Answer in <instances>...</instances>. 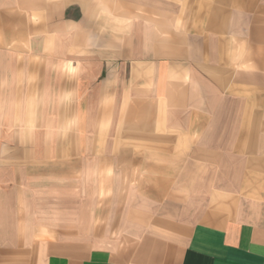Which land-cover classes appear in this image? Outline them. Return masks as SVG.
<instances>
[{
  "label": "crops",
  "instance_id": "crops-1",
  "mask_svg": "<svg viewBox=\"0 0 264 264\" xmlns=\"http://www.w3.org/2000/svg\"><path fill=\"white\" fill-rule=\"evenodd\" d=\"M72 1L0 0V11L19 21L7 37L14 48L0 50V264H264V0H112V17L100 22L111 32L90 27V13L82 27L68 23L76 33L65 40L70 43L62 56L40 49V39H56L38 34L51 23L39 20L57 18ZM80 3L85 8L87 0ZM182 26L188 27L183 37ZM87 27L93 36L102 31L115 50L118 41L111 39L119 31L127 35V50L104 55L111 63L105 82L94 87L95 105L114 104L122 57L131 77L126 89L134 93L125 103L143 106L146 121L159 124L145 135L161 139L174 129L176 139H212L200 151L223 171L222 182L213 176L216 182L207 184L222 193L209 192L200 213L185 209L189 222L182 210L150 206L164 200L161 174L153 181L158 194H144L142 206L135 208L127 196V208L120 210L114 201L116 209L105 216L110 226L102 224L101 213H88L80 188L85 179L71 178L72 168L81 174L86 162L72 163L71 146L52 140L55 105H70L72 89L79 90V99L87 89L86 77L77 84L65 79L86 72L81 58L87 56L80 53L87 50L74 53L70 44L81 42L78 30L84 28L86 36ZM26 39L29 50L21 48ZM56 73L64 76L62 83ZM79 132V139L86 138ZM81 146L80 157L87 152ZM195 181L199 185L192 173L190 184Z\"/></svg>",
  "mask_w": 264,
  "mask_h": 264
},
{
  "label": "rangeland",
  "instance_id": "rangeland-1",
  "mask_svg": "<svg viewBox=\"0 0 264 264\" xmlns=\"http://www.w3.org/2000/svg\"><path fill=\"white\" fill-rule=\"evenodd\" d=\"M112 5V0H87V5L84 8L80 0H73L71 4L62 9L61 15L57 18L39 20V22L48 21L51 23L39 27L38 34H53L55 35L54 40L56 39L53 44L50 40L40 39L39 48L46 51L56 50L62 56L61 52L64 46L70 43V41L65 40H71L70 36L76 33L68 23H76L82 27L84 19L90 13L93 19L90 27L95 24L94 27L111 32L110 27L102 26L100 22L104 17H112ZM125 11V6L120 5L119 13H125ZM183 12L185 16L186 11ZM9 13V11L0 13L2 16L0 18V40L3 41V43L0 42L2 44L0 50L14 48L7 44V37L14 34L15 23L19 21L15 20L17 18L14 16H9ZM138 13L142 16L139 10ZM155 18L157 17H152L153 20H157ZM87 28L86 36L84 28L78 30L81 42L77 41L70 44L71 47L76 46V50H72L74 53H79V48L87 50L85 54L80 53V55L87 56V58H81L82 66L85 65L86 72L83 75L72 72L68 76L65 75V79L70 76L69 81L76 84L80 78L86 77V81H82V83H85L87 89L80 91V99L78 96L79 90L72 89L70 105H55L53 124L56 134L55 138L51 139L55 142V146H71L70 160L72 163L79 162V158L81 163L86 162V170H81V174L78 168L76 170L72 168L71 178L73 181L74 178L81 177L83 183L85 179V185L80 188L81 193L86 194L88 213L91 212L94 215L96 212L97 214L101 213V215H104L102 224L110 226L111 217L106 218L105 216L110 215V211L116 209L114 201L119 202L120 210L127 208V202H125L127 196H130L132 206L135 208L142 206V196L144 194H158L159 187L153 184V181L161 174L166 177V186L160 187L161 194H164V200L161 203L150 202V206L152 209H156L159 205L166 208L167 211L168 209L172 211L182 210L184 223L189 222L192 218L185 215V209H193L200 213L202 207L206 204V195L208 197L209 192L214 193V195L217 192L218 194L222 193V187L207 185L208 182H216L213 176H217L219 179L223 172L220 169H214L213 164L207 160L208 154L202 153L208 149L210 146L209 141H212V139L209 140L202 136L193 137L192 142L190 138L185 137L176 139L174 129H167L168 136L161 139L158 136L145 135L149 130L154 131L153 129H156L157 131L159 124L154 122L150 125L146 121L150 118V115H144L142 112L143 106L132 107L130 104L125 103L127 99L130 102L134 98V93L132 94V91L126 89L131 77H129L127 63L122 57L119 64L123 65V68L120 67L121 70L118 73L119 87L118 90H114V104H111L108 100V102L103 103L102 108L100 105H95L96 90L94 87L105 82L108 75L106 67L107 65L110 67L111 63V57L104 55L110 53L111 50V53H123L127 50L125 41L127 35L119 31L120 33L115 36L116 38L111 39H117L118 41V48L115 50L111 48L110 43L105 42L106 38L102 37V31L99 32L102 35L93 36L94 33H91L89 27ZM119 28L122 30L125 27ZM157 28L158 25L154 29L151 27L154 31ZM170 28L173 29L174 27ZM180 28L183 31L179 32V36L183 37L186 35L184 30H188V27L182 26ZM63 34L67 36L64 37ZM161 36L169 37L166 33H161ZM101 38L104 41L103 45H101ZM105 44H107V47H105ZM21 48L23 50L31 49L28 39L25 40L24 44L22 43ZM23 60L24 65L30 64L26 62V59ZM57 64L60 66L64 63L61 61ZM73 64L74 61L70 64V68L67 67L69 71H73ZM101 68H105V70L101 72ZM61 70L63 69L61 68ZM63 77L62 74L56 73L55 81L62 83L64 81ZM116 86H118L117 82ZM75 93L76 96H74ZM139 93L142 95L141 92L136 91V94ZM84 96L86 99H84ZM64 97L66 102V95ZM133 109L139 111L135 113ZM80 130L86 135V138H78L77 135ZM63 131H69L70 137L67 136V133L62 134ZM170 131H173V133ZM80 145H85L87 151L86 155L81 154V157L79 148H82V146L80 147ZM160 148H165V153L161 154ZM175 149L176 153L174 152ZM200 149H202V152ZM98 164L101 167L99 169ZM160 166H162L161 169H159ZM192 173L197 175L199 185H196L197 181H195L194 186L190 184ZM217 181L222 182V179ZM78 187L77 185L75 188V194L79 193L80 188ZM176 197L183 198L184 202L181 204L175 202Z\"/></svg>",
  "mask_w": 264,
  "mask_h": 264
}]
</instances>
